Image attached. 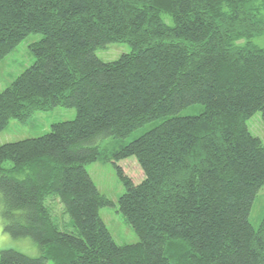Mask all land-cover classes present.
<instances>
[{"label":"trees","instance_id":"1","mask_svg":"<svg viewBox=\"0 0 264 264\" xmlns=\"http://www.w3.org/2000/svg\"><path fill=\"white\" fill-rule=\"evenodd\" d=\"M30 34L42 38L0 92V133L56 107L76 116L0 145L3 232L41 251L2 250L0 264H264V211L256 228L248 219L264 146L246 126L257 112L264 124V48L252 41L264 0H0V61ZM112 43L131 51L101 61L95 51ZM106 138L111 148L94 144ZM128 157L138 184L116 165ZM98 161L124 187L119 212L136 243L116 244L99 216L111 202L85 168Z\"/></svg>","mask_w":264,"mask_h":264},{"label":"rangeland","instance_id":"2","mask_svg":"<svg viewBox=\"0 0 264 264\" xmlns=\"http://www.w3.org/2000/svg\"><path fill=\"white\" fill-rule=\"evenodd\" d=\"M168 21V18L165 17ZM42 38L40 34H30L16 48L0 61V92L8 87L18 75L26 68L32 65L34 57L30 52L29 45L39 41ZM253 43L264 48V35L252 39ZM131 51L126 43L108 44L103 49L95 51V55L103 62H111L117 60L121 55ZM201 107L186 109L181 115H190L198 113ZM76 116L74 109L56 107L46 112H35L26 123H20L12 120L8 126L0 133V145L12 143L24 139L37 138L45 135L50 131L51 125L54 123L73 120ZM155 124L147 125L134 131L126 139L120 141V144H127L133 139L139 137L147 130L151 129ZM248 131L255 137H258L264 146V124L261 120L260 113L252 115L247 121ZM114 141L106 139H98L94 144L102 147L113 145ZM6 167L10 166L9 162H5ZM124 174L128 176L134 184L140 183L144 179L143 172L134 157H128L116 163ZM86 170L92 182L96 186L98 192L105 196L111 205L102 207L99 210V216L110 231L114 241L118 245L133 244L138 242V237L134 230L126 223L118 207V197L123 194L124 187L116 175L113 164L109 161H98L86 165ZM61 206V207H60ZM3 208L2 196L0 193V212ZM53 216L61 230H69V219L62 215V205L57 201L51 203ZM264 211V189H260L253 201L249 222L253 227H257ZM12 249L19 251L30 257H38L41 251L38 246L30 238H12L3 232V221L0 215V251ZM47 264H52L48 262Z\"/></svg>","mask_w":264,"mask_h":264}]
</instances>
